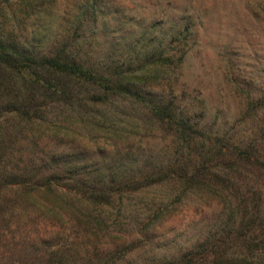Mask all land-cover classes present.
Masks as SVG:
<instances>
[{
    "label": "rangeland",
    "instance_id": "1",
    "mask_svg": "<svg viewBox=\"0 0 264 264\" xmlns=\"http://www.w3.org/2000/svg\"><path fill=\"white\" fill-rule=\"evenodd\" d=\"M26 26L15 36L34 54L142 78L133 83L147 101L0 115V264H264V227L244 226L264 218V0H39ZM149 101L230 144L207 187L170 180L117 193L88 226L11 186L70 166L106 183L178 166L173 124Z\"/></svg>",
    "mask_w": 264,
    "mask_h": 264
},
{
    "label": "trees",
    "instance_id": "2",
    "mask_svg": "<svg viewBox=\"0 0 264 264\" xmlns=\"http://www.w3.org/2000/svg\"><path fill=\"white\" fill-rule=\"evenodd\" d=\"M45 1L47 0H42V3ZM21 2L24 7L18 13L23 17L14 10L13 0H0V115L42 117L47 106L57 102L76 108L80 104H104L111 98L147 101L133 83V79L142 78L129 76L125 72L96 71L86 66L77 56H66L63 51L51 50L45 56H38L21 45L16 39L15 31H26V22L39 0ZM86 84L98 87L102 93L87 92L82 95L80 87ZM148 105L153 114L163 122L173 124L178 159L186 156L178 166L158 169L142 179L119 183L84 179L80 174L81 168L70 166L62 176L52 172L44 183L23 181L11 186L28 191L29 196L32 193L38 194L46 201V207L55 214L86 218L87 225L94 226V213L111 205L112 198L117 193H134L170 180L183 181L192 188H203L209 185L210 179L218 178V158L224 154V148H231L229 143H225V138H210L189 119L179 116L171 103L154 104L149 101ZM187 151L189 153L186 155ZM248 159L251 160V157ZM242 202L248 203L249 200ZM251 225L264 227V218L259 215L244 222L246 227ZM248 233L246 230L244 238L250 243ZM263 233L260 232L257 236L260 238ZM260 242L264 243L263 237ZM58 253L59 251L54 252L53 256ZM60 262L63 263L62 260ZM185 263L192 264L194 260ZM52 264H56L55 261Z\"/></svg>",
    "mask_w": 264,
    "mask_h": 264
}]
</instances>
